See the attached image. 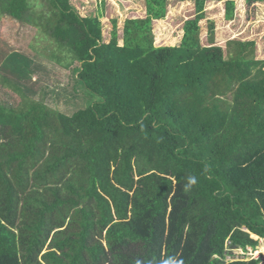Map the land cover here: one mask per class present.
<instances>
[{
  "label": "trees",
  "instance_id": "trees-1",
  "mask_svg": "<svg viewBox=\"0 0 264 264\" xmlns=\"http://www.w3.org/2000/svg\"><path fill=\"white\" fill-rule=\"evenodd\" d=\"M124 1L146 16L122 37L115 20L105 42L102 13L71 0H0V20L36 29L37 54L78 64L76 83L98 99L68 118L2 77L21 101L0 102V264H260L246 255L264 241L256 42L218 46L212 23L202 44L206 5L224 0ZM182 2L195 16L181 44L155 46L154 22ZM235 10L227 0L226 20Z\"/></svg>",
  "mask_w": 264,
  "mask_h": 264
},
{
  "label": "rangeland",
  "instance_id": "rangeland-1",
  "mask_svg": "<svg viewBox=\"0 0 264 264\" xmlns=\"http://www.w3.org/2000/svg\"><path fill=\"white\" fill-rule=\"evenodd\" d=\"M226 1L210 2L206 5V18L201 22V42L209 45L210 26L215 25V44L226 48L233 39L254 41L257 44L256 58H264V4L249 6L246 0L236 2L234 20H226ZM81 16H96L102 13L101 21L105 42H109L117 21V30L122 37L126 20L144 18V2L124 0H71ZM195 16L193 2L172 3L164 20L154 22L155 46H179L183 38V26L186 20ZM37 31L28 25L19 23L10 17L0 20V81L7 78L19 85L26 96L44 103L49 109L71 118L79 111L87 109L97 102L91 93L76 83L77 66L61 68L56 63L37 54L36 45L42 50L44 43L35 38ZM123 44V41H120ZM40 64L35 74L28 75L31 66ZM17 68V69H16ZM30 82L22 85L23 80ZM4 83V82H3ZM0 82V102L17 105L20 94ZM264 241H259V249L250 254L264 264ZM228 257L226 261H229Z\"/></svg>",
  "mask_w": 264,
  "mask_h": 264
},
{
  "label": "clouds",
  "instance_id": "clouds-1",
  "mask_svg": "<svg viewBox=\"0 0 264 264\" xmlns=\"http://www.w3.org/2000/svg\"><path fill=\"white\" fill-rule=\"evenodd\" d=\"M195 183H196L195 177L189 178V184H195ZM262 244L264 246V243H262ZM163 264H179V262L176 261L175 258H169V259L165 260L163 262Z\"/></svg>",
  "mask_w": 264,
  "mask_h": 264
},
{
  "label": "built area",
  "instance_id": "built-area-1",
  "mask_svg": "<svg viewBox=\"0 0 264 264\" xmlns=\"http://www.w3.org/2000/svg\"><path fill=\"white\" fill-rule=\"evenodd\" d=\"M251 252H252V250L249 249V252L246 255L249 257V259H256L250 254Z\"/></svg>",
  "mask_w": 264,
  "mask_h": 264
}]
</instances>
